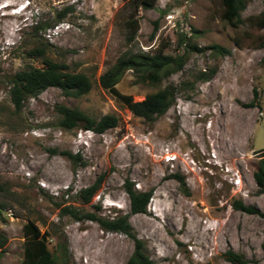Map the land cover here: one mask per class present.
Instances as JSON below:
<instances>
[{
    "label": "rangeland",
    "instance_id": "374dc122",
    "mask_svg": "<svg viewBox=\"0 0 264 264\" xmlns=\"http://www.w3.org/2000/svg\"><path fill=\"white\" fill-rule=\"evenodd\" d=\"M245 3L244 23L234 28L222 19V0H158L152 10L137 9L132 0H0V182L7 190L0 195V233L7 239L0 264L23 262V228L31 221L49 234L58 264H128L133 240L78 221L65 208L104 220L128 216L152 264H231L228 251L247 264H264V194L254 180L264 147V30L253 26L264 0ZM166 46L165 54L174 57L187 48L180 72L157 86L127 71L116 87L141 102L175 86L174 105L149 123L100 78L123 56ZM35 48L68 72L87 75L91 92L72 98L49 88L16 111L9 82L28 67H44L43 58L29 55ZM255 92L256 104L248 107ZM60 105L96 121L114 115L119 125L103 135L63 131L55 110ZM234 175L240 188L230 184ZM102 176L84 204L80 191ZM126 181L152 192L146 214L131 215ZM237 200L263 217L236 211Z\"/></svg>",
    "mask_w": 264,
    "mask_h": 264
},
{
    "label": "trees",
    "instance_id": "16d2710c",
    "mask_svg": "<svg viewBox=\"0 0 264 264\" xmlns=\"http://www.w3.org/2000/svg\"><path fill=\"white\" fill-rule=\"evenodd\" d=\"M132 1L137 9L143 8L145 10H152L158 0ZM222 3L224 7L222 19L234 28L242 26L244 23L242 20V13L246 8L245 0H222ZM155 25L154 31L156 33L158 31L157 23ZM253 26L264 30V10L258 17L254 18ZM35 29H37V27ZM185 40L186 37L182 35L180 44L183 45ZM259 47L264 49V40L260 43ZM166 48L167 46L159 48L154 54L123 56L100 78V84L104 89L121 99L135 117L142 118L149 123L164 116L174 105L176 100L175 86L169 85L157 92L149 94L141 102H134L130 97L121 96L116 87L127 71H134L141 76V79L146 80L151 85L157 86L160 85L164 79L180 72L186 62L187 48L185 47L184 53L181 56L178 55L176 57L166 55ZM222 52L228 54L226 50H222ZM29 55H37L43 58L44 67H28L25 70L17 72L10 79V98L16 111L22 109L27 99L36 98L40 93L49 88L59 89L66 97L72 98H81L91 92L93 83L87 75L68 72V67L65 64H60L47 58L46 52L43 49L40 50L35 48L29 52ZM262 61L264 63V58ZM202 80H207L206 74H203ZM257 98L258 94L255 92L254 100L247 106L254 107ZM55 110L59 118L57 126L63 131L82 129L97 135H103L109 130L116 129L119 125V119L114 115H107L99 121H96L78 109H71L60 105L57 106ZM51 153L56 154L58 151L53 150ZM60 154L72 160H79L78 157L73 156L69 152H62ZM260 154L262 156L260 157L258 168L254 173V180L260 192L264 194V147ZM173 177L179 182L183 189L186 188L184 177L179 174ZM103 180L104 176L100 177L93 186L80 191V198L84 204L91 203ZM124 189L130 199L131 215L146 214L148 205L152 199V192L138 191L135 189L134 183L130 181L125 182ZM6 191L5 186L0 182V195L5 194ZM233 208L239 212L263 217L260 210L252 206H247L239 200L234 201ZM4 210L5 206L0 204V222L3 223L5 222ZM62 211L65 214L71 215L78 221L88 219L97 222L104 230L122 233L133 240L135 249L128 264H152L150 257L146 253L144 243L134 235V230L129 222L128 216H116L112 219L104 220L94 215L79 216L71 208H65ZM23 233L25 238V250L24 260L21 264H58L48 246L50 241L49 234L42 233L33 221L28 222L24 226ZM6 244V237L0 233V249L3 250ZM261 248L264 252V241ZM65 250L67 251V248H65ZM2 254L3 251L0 253V259ZM224 256L231 264H247L243 256L233 251L226 252Z\"/></svg>",
    "mask_w": 264,
    "mask_h": 264
},
{
    "label": "built area",
    "instance_id": "2783aa9c",
    "mask_svg": "<svg viewBox=\"0 0 264 264\" xmlns=\"http://www.w3.org/2000/svg\"><path fill=\"white\" fill-rule=\"evenodd\" d=\"M227 174L229 175L230 174V172L229 171H227ZM229 181H230V184L231 185H233V187L235 188V189H237V188H240L241 187V179H240V177L238 176V175H234V176H232L230 179H229Z\"/></svg>",
    "mask_w": 264,
    "mask_h": 264
},
{
    "label": "bare ground",
    "instance_id": "6f19581e",
    "mask_svg": "<svg viewBox=\"0 0 264 264\" xmlns=\"http://www.w3.org/2000/svg\"><path fill=\"white\" fill-rule=\"evenodd\" d=\"M6 18V17H5Z\"/></svg>",
    "mask_w": 264,
    "mask_h": 264
}]
</instances>
